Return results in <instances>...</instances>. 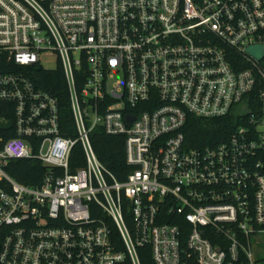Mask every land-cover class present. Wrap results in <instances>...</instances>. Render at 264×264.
<instances>
[{"label":"built area","instance_id":"built-area-1","mask_svg":"<svg viewBox=\"0 0 264 264\" xmlns=\"http://www.w3.org/2000/svg\"><path fill=\"white\" fill-rule=\"evenodd\" d=\"M52 55L70 126L26 70ZM231 113L224 141L186 146L189 115ZM96 131L122 137L123 181ZM261 235L264 0H0V264H255Z\"/></svg>","mask_w":264,"mask_h":264},{"label":"trees","instance_id":"trees-1","mask_svg":"<svg viewBox=\"0 0 264 264\" xmlns=\"http://www.w3.org/2000/svg\"><path fill=\"white\" fill-rule=\"evenodd\" d=\"M26 70L30 73V78L36 85L48 91L57 98L60 108V119L63 125H71L68 95L64 78L60 69H41L36 65L27 66ZM257 85L254 91L256 96ZM240 124L236 114L217 118H200L189 115L182 128L184 142L187 147H203L206 145H216L224 141L229 134ZM93 148L102 163L120 181H123L128 173L129 167L124 160V143L120 136L106 135L101 131L92 134ZM75 152H80L79 147H74ZM8 173L17 181L23 184H35L43 175L44 167L36 160L17 159L12 160L7 167ZM212 241L215 239L212 237ZM225 242V241H224ZM142 264H153L148 249L140 251ZM244 262V257H241ZM184 264H197L192 255L186 256ZM255 264H264V257L255 259Z\"/></svg>","mask_w":264,"mask_h":264},{"label":"rangeland","instance_id":"rangeland-1","mask_svg":"<svg viewBox=\"0 0 264 264\" xmlns=\"http://www.w3.org/2000/svg\"><path fill=\"white\" fill-rule=\"evenodd\" d=\"M249 52L255 56L256 58H260L261 51L257 46H253L249 48ZM43 66L48 69H53L56 66V58L55 56H43L42 57ZM253 252L255 259L264 257V235L258 236L253 241Z\"/></svg>","mask_w":264,"mask_h":264}]
</instances>
